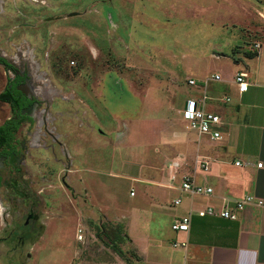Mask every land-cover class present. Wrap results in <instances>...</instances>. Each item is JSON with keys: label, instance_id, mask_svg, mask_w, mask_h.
<instances>
[{"label": "rangeland", "instance_id": "rangeland-1", "mask_svg": "<svg viewBox=\"0 0 264 264\" xmlns=\"http://www.w3.org/2000/svg\"><path fill=\"white\" fill-rule=\"evenodd\" d=\"M262 11L264 0H0V56L30 71L40 89L36 114L54 117L23 165L40 200L32 231L16 227L0 188V264H134L139 257L127 239L119 244L125 262L98 227L121 225L129 236L131 208L141 202L133 230L142 232L153 215L150 226L166 232L168 216L143 198L150 199L148 186H159L165 165L192 145L181 110L202 88L186 80L209 75L215 63L225 73L242 58L264 84ZM259 50L260 59L253 55ZM214 52L224 57L213 60ZM7 75L0 65V91ZM218 85L209 81L205 106ZM8 116L0 102V124ZM132 158L137 166L124 171ZM182 205L170 204L168 213L183 214Z\"/></svg>", "mask_w": 264, "mask_h": 264}, {"label": "crops", "instance_id": "crops-1", "mask_svg": "<svg viewBox=\"0 0 264 264\" xmlns=\"http://www.w3.org/2000/svg\"><path fill=\"white\" fill-rule=\"evenodd\" d=\"M255 28L261 30L259 27ZM260 50L257 53L258 59ZM213 55V60L224 57L223 54L215 52ZM232 64L225 73L219 64L215 63L209 75L194 74L188 77L200 80L210 78L214 74L219 75V80H209L219 85L212 89L213 102L207 105L206 109L220 116L223 138L211 141L191 130L192 145L188 143L174 160L165 165L161 180L158 182L159 186H148L150 199L144 197L143 201H148L150 207L162 218L168 216L166 232H163L164 225H156L153 228L152 224L150 226L151 221L157 220L153 215L148 217L149 226H145L142 232L133 230L134 210L143 206L140 202L131 208L129 236L126 237L139 257L134 264H264V207L246 206L235 220L218 216L199 217L196 214L198 209L207 205L218 208L227 201L240 199L246 195L264 202V84L260 82L259 73L253 77L249 74V67L242 58H238ZM239 71H245L248 75L246 78L248 88L242 93L237 91L234 83V75ZM207 85L201 90L206 92ZM222 97H229V100L222 102L219 100ZM88 127L89 131L86 132H92L90 126ZM100 133L101 136H107L103 131ZM179 139L182 143L185 139L189 140L185 134ZM73 146L75 150L76 147ZM141 157L142 154L138 151V159ZM136 161V158H132L131 166H124V171L135 169L138 164ZM173 161L177 162V167H170ZM200 161H207V170L203 169ZM236 162H239V165H236ZM259 162L262 163L261 167L257 166ZM174 173L176 178L172 179ZM182 175H189L197 183L212 187L213 193L209 196H190L181 192L179 183ZM126 178L133 181L139 177L126 174ZM172 195L174 198L169 199ZM176 198L181 199L179 204H173ZM182 203L183 214L168 213L170 204L178 206ZM151 212L149 210V213ZM189 212L191 213L189 230L173 231L171 229L173 220ZM175 243L177 245H174Z\"/></svg>", "mask_w": 264, "mask_h": 264}, {"label": "flooded vegetation", "instance_id": "flooded-vegetation-1", "mask_svg": "<svg viewBox=\"0 0 264 264\" xmlns=\"http://www.w3.org/2000/svg\"><path fill=\"white\" fill-rule=\"evenodd\" d=\"M6 61L10 68L0 65L10 75L6 76V82L0 91V94L5 93L0 102L8 107L9 116L5 121H10V125L7 135L0 142V188L4 199L11 204L9 215L13 216V221L14 217H17L16 227L18 223H22L24 228L32 231L34 223L40 216V212L36 211L40 200L34 197L29 189V184L25 180L27 171L23 165L28 154V146L34 142H30L31 139L28 137L36 123L35 117L39 116L36 111L40 104L38 98L40 89L36 90L38 88L32 85L30 71L17 67L7 59ZM18 218L23 220L20 221ZM37 230L40 231V226ZM18 238L23 239V235H18ZM22 241L24 242V239Z\"/></svg>", "mask_w": 264, "mask_h": 264}, {"label": "built area", "instance_id": "built-area-1", "mask_svg": "<svg viewBox=\"0 0 264 264\" xmlns=\"http://www.w3.org/2000/svg\"><path fill=\"white\" fill-rule=\"evenodd\" d=\"M254 47L258 49L259 44L257 43L254 44ZM247 76L248 75L245 71H239L234 75V83L236 84L237 91L239 93L246 91L248 88V82L246 80ZM210 79L217 81L220 79V77L218 74H214L210 78H204L200 80H197L195 78H187L186 83L190 88H194L197 90L206 86ZM207 99L208 96L206 95L205 91H202L200 96L193 95L191 97H188L184 101V106L183 109L181 110L182 119L187 124V127L190 130L196 132L199 136H205L211 141H219L223 138L221 133L222 121L218 114L206 109L205 101ZM219 100L222 102H227L229 100V97H222ZM50 118L52 117L49 113H47L45 117L43 116V112L39 113L38 121H37L38 131L37 133L34 134V138H33V141L35 143L38 142L41 139V136L43 135L40 134L42 126L45 125L47 121L49 122V124L53 122L54 117L52 118V120ZM50 131L54 133L55 127L51 126ZM200 162L203 164V169L207 170L208 168L207 161H200ZM235 164L239 165V162H236ZM261 165L262 163L260 162L257 163L258 167H261ZM177 166L178 164L175 161H173L170 165V167H177ZM171 178L172 179L176 178L175 173L171 176ZM179 190L190 196H209L213 193L212 187L197 183L194 180V178L189 175H182L180 177ZM180 201H181L180 198H176L173 200V204H179ZM249 205L264 207V202L259 198L246 195L240 199L227 201L218 208L213 205H207L204 208L198 209L196 211V214L199 217L218 216L224 219L235 220L237 219L238 214L241 211H243L246 206ZM190 216L191 213L189 212L187 215L174 219L173 222L171 223V229L173 231L187 232L189 230V225H190ZM263 221H264V217H263ZM84 230L85 229L83 228L77 229L76 236L78 240L84 239L85 237ZM174 245H177V243H175ZM182 245H185V243H182Z\"/></svg>", "mask_w": 264, "mask_h": 264}, {"label": "trees", "instance_id": "trees-1", "mask_svg": "<svg viewBox=\"0 0 264 264\" xmlns=\"http://www.w3.org/2000/svg\"><path fill=\"white\" fill-rule=\"evenodd\" d=\"M251 54V52L247 53ZM253 55H257V52H254ZM0 64L5 65L7 68H10V65L7 64V61L4 57L0 56ZM9 89H7L8 91ZM5 93L0 94V98L3 97ZM10 121L6 120L3 124H0V142H2V138L7 135V129L9 128ZM16 128V127H15ZM14 130V129H13ZM98 234L99 236L103 235L107 240V243L112 250L121 258L127 262V258L125 257V253L120 248L119 244L123 242L126 237V233L123 230L121 225L113 226V227H106V226H99L98 227Z\"/></svg>", "mask_w": 264, "mask_h": 264}, {"label": "bare ground", "instance_id": "bare-ground-1", "mask_svg": "<svg viewBox=\"0 0 264 264\" xmlns=\"http://www.w3.org/2000/svg\"><path fill=\"white\" fill-rule=\"evenodd\" d=\"M35 136H37V135H35Z\"/></svg>", "mask_w": 264, "mask_h": 264}]
</instances>
